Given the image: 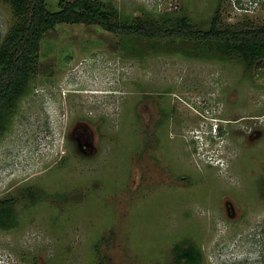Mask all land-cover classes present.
<instances>
[{
    "label": "rangeland",
    "instance_id": "1",
    "mask_svg": "<svg viewBox=\"0 0 264 264\" xmlns=\"http://www.w3.org/2000/svg\"><path fill=\"white\" fill-rule=\"evenodd\" d=\"M100 1L117 22L264 25V0ZM14 18L0 0V45ZM120 44L97 24L44 34L0 139V264H188L189 243L197 264H264V60Z\"/></svg>",
    "mask_w": 264,
    "mask_h": 264
},
{
    "label": "trees",
    "instance_id": "2",
    "mask_svg": "<svg viewBox=\"0 0 264 264\" xmlns=\"http://www.w3.org/2000/svg\"><path fill=\"white\" fill-rule=\"evenodd\" d=\"M10 4L14 20L0 45V139L6 133L19 102L29 91L37 73L40 43L45 33L59 23L97 24L120 35L125 51L142 56L149 51L170 48L187 56L237 61L250 68L264 60V25L236 27L222 24L216 11L207 28L196 27L187 17L133 18L114 21V10L100 0H58V10L49 11L46 0H4ZM13 200H0V227L14 224ZM177 260L197 264L200 253L192 243L176 253Z\"/></svg>",
    "mask_w": 264,
    "mask_h": 264
},
{
    "label": "clouds",
    "instance_id": "3",
    "mask_svg": "<svg viewBox=\"0 0 264 264\" xmlns=\"http://www.w3.org/2000/svg\"><path fill=\"white\" fill-rule=\"evenodd\" d=\"M208 132L205 133V135H207V138L212 139L215 138L216 136H218L217 130L215 128H212V126L210 125L209 128L207 129ZM211 130V131H210ZM204 133V132H203ZM216 142V141H215ZM214 142V143H215Z\"/></svg>",
    "mask_w": 264,
    "mask_h": 264
}]
</instances>
